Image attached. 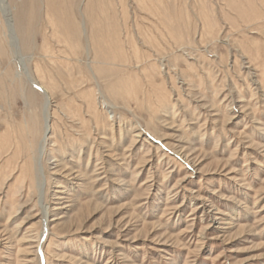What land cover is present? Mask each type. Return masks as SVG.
Masks as SVG:
<instances>
[{
  "label": "rangeland",
  "instance_id": "1",
  "mask_svg": "<svg viewBox=\"0 0 264 264\" xmlns=\"http://www.w3.org/2000/svg\"><path fill=\"white\" fill-rule=\"evenodd\" d=\"M4 7L0 264H264V0Z\"/></svg>",
  "mask_w": 264,
  "mask_h": 264
},
{
  "label": "bare ground",
  "instance_id": "2",
  "mask_svg": "<svg viewBox=\"0 0 264 264\" xmlns=\"http://www.w3.org/2000/svg\"><path fill=\"white\" fill-rule=\"evenodd\" d=\"M4 3H5V0H0V13H1V16H2V18L4 20V23L8 24V21L10 19V14H9L8 8L7 7L6 8L4 7ZM7 27H9V30H7V28H6L7 32L8 31L10 32V36L8 34L9 44H10L12 50L14 51V53L18 54L19 52H17V50H18L17 48H19V45H18L17 37L14 35V33L11 32V30H10V24H8ZM15 62H16V64H17L18 67H19V64L22 62L19 59V56L18 55L16 56ZM20 67H22V65ZM23 69H24V72H22V73H28L29 76L31 75L28 72L27 67H25V65H23ZM18 74H21V73L18 72ZM31 80L33 81L34 85L37 86L35 88L38 89L41 92V94H42V96L44 98V102H43V105H42V109H43L42 111L45 112V120H46L48 118V115H47L46 112H47V110L49 108V104H50V102H49V99L50 98H49L48 90L43 85H41L40 83H38V81L33 76L31 77ZM46 128H47V126L43 123V133L45 132ZM42 138H43V134H42ZM42 138L40 140L41 141L40 147L37 148V153L38 154L42 151V149L44 148L45 142H46V139H44V138L42 139ZM36 165H37V161H36ZM37 173H38V170H37ZM47 226H46V224L44 225V227H45V229L43 231L44 233L47 231V229H46Z\"/></svg>",
  "mask_w": 264,
  "mask_h": 264
},
{
  "label": "water",
  "instance_id": "3",
  "mask_svg": "<svg viewBox=\"0 0 264 264\" xmlns=\"http://www.w3.org/2000/svg\"><path fill=\"white\" fill-rule=\"evenodd\" d=\"M34 87H37V86H34Z\"/></svg>",
  "mask_w": 264,
  "mask_h": 264
}]
</instances>
